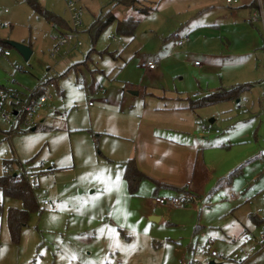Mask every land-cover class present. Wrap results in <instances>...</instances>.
<instances>
[{
	"label": "rangeland",
	"instance_id": "rangeland-1",
	"mask_svg": "<svg viewBox=\"0 0 264 264\" xmlns=\"http://www.w3.org/2000/svg\"><path fill=\"white\" fill-rule=\"evenodd\" d=\"M37 1L70 23L66 0ZM75 1L84 12L78 44L55 52L51 23L26 0H0V176L5 160L15 159L25 171L36 172L39 205L30 213L20 242L13 244L7 213L22 203L0 191V255H13L14 264H116V259L159 264V255L175 252L181 258L192 244L196 264H264V248L251 249L264 234V221L259 226L242 217L251 202L226 214L211 206L201 215L206 204L194 201L179 207L175 217L182 223L173 226L151 219L139 224L136 212H131L128 228L115 224L112 215L123 168L107 155V140L120 142L116 136L126 135L127 127L136 125L146 105L153 106L158 97L170 98L161 103L181 104L240 84L251 87L241 96L246 108L234 101L213 107L218 108L214 115L202 116L200 110L196 126L218 138L226 136L234 125L227 123L228 115L252 113L263 91L264 151V25L250 23L248 12V5L263 7V0H239L235 5L226 0H137L133 8L122 6V0ZM108 11L118 20H139L134 36L118 34L114 22L94 41L89 30ZM10 43L30 47V58L25 60ZM163 60L164 67L159 65ZM157 61L155 71L142 68ZM48 78L63 92V103L39 107L34 119H25L18 130L17 104ZM250 122L258 120L250 117ZM69 167L72 172L63 170ZM256 199L257 216L264 220V188ZM45 201L51 205L44 206ZM165 207L162 214L174 217ZM243 227L251 231L249 241L237 233ZM153 237L167 238L162 249ZM170 239L179 244L169 245ZM213 251L218 258L211 257ZM131 258L138 260L131 263Z\"/></svg>",
	"mask_w": 264,
	"mask_h": 264
},
{
	"label": "crops",
	"instance_id": "crops-1",
	"mask_svg": "<svg viewBox=\"0 0 264 264\" xmlns=\"http://www.w3.org/2000/svg\"><path fill=\"white\" fill-rule=\"evenodd\" d=\"M252 10L257 9L248 5L249 14H252ZM61 29L66 31V29ZM185 44L179 45L184 46ZM157 63L158 61L155 62L156 65ZM160 63L164 67V60L163 62L159 61V65ZM143 65L142 68L147 71L156 70V67L150 70ZM203 69L202 67L201 72ZM243 86L248 85L244 84ZM231 87H221L198 98L187 99L181 104L161 103L162 99L169 100L170 98L165 95L158 97V102L153 106L148 107L146 105V109L143 111V115L138 117L139 120L136 125L127 127L126 135L116 136L120 142L107 140V155L110 156V161L118 162L123 168L122 188L116 197L112 215L115 224L125 229L128 228L131 212L138 214L139 219H141L139 224L147 219L156 222L163 221L171 226L182 223L179 222L178 216L175 217L176 212L180 211L179 208L170 207L174 217H166L162 214L166 207L159 206L155 199L160 196L181 195L185 191L186 184L191 182L192 200L190 203L196 201L200 206L206 204V209L201 210V215L209 211L211 206L226 214L229 211L237 212L245 208L248 202H251L252 206L244 211L242 217L248 216L252 223L261 225L257 216L260 202L257 204L255 202L258 196H262L264 188L263 97L261 98L263 91L257 97L258 103L251 109L252 113L244 111L239 114L228 115L227 123L234 125L228 130L226 136L220 138L217 137L218 134L216 136L207 134L208 131L204 127L198 128L196 126L198 118L200 115H214L218 108L213 107L234 101L238 104V108H246V106L243 108L240 106L241 96L250 91L251 87L248 86V90L243 92L239 99L200 109L191 108L193 101L215 91ZM150 96L154 95H149L148 98ZM200 110L202 111L199 115ZM250 117L257 119L258 123H251ZM129 160L145 176V179L138 183L135 194L129 192L125 178L124 165ZM63 170L72 172L73 167ZM231 194L237 195V198L231 199ZM244 198L249 200L245 202ZM210 200L213 204L207 206L210 204ZM183 210L187 211L186 209ZM191 211L195 212V210ZM119 230L123 234V230ZM250 232L245 227L240 232L237 231L240 238L251 237ZM125 237L129 239L128 236ZM164 240L162 237L160 239L153 237V243L160 249H162ZM174 244L178 245L179 243L170 239L169 245L174 246ZM180 249L181 246H178L177 251ZM194 251V246L189 244L186 248V254L181 257L182 259L176 257L175 252L159 255V264H161L160 259L163 258L175 261L173 264H196L197 259L196 255L193 254ZM137 260L138 258H131L130 262L133 263ZM14 261V256L11 254L9 256L4 253L0 255V264H14ZM115 261L118 262L116 264H130L123 259H116ZM139 264H153V262L150 259H144V261L140 260Z\"/></svg>",
	"mask_w": 264,
	"mask_h": 264
},
{
	"label": "trees",
	"instance_id": "trees-1",
	"mask_svg": "<svg viewBox=\"0 0 264 264\" xmlns=\"http://www.w3.org/2000/svg\"><path fill=\"white\" fill-rule=\"evenodd\" d=\"M26 2L32 7L34 12L43 17L47 22L54 23L60 28L66 29V31H72L70 23L68 24L64 19L57 16L47 9H43L37 0H26ZM137 0H122L120 4L125 7H135ZM264 7V0H263ZM140 11L145 12L144 9ZM147 13V12H146ZM117 22L118 34L124 36H134L136 29L138 28L140 21L134 17H126L118 20L114 13L108 11L106 14H102L97 20L92 24L90 28V34L92 35L94 41L98 36L108 27L111 23ZM80 33V32H79ZM1 52L2 48H1ZM4 53V52H3ZM49 84H54L56 86V91L58 95H62L57 87L56 81L53 78H48L46 81L41 83L40 87H46ZM248 90V86H237L228 89H221L215 91L201 99L193 101L191 103V108L200 109L203 107L213 106L220 103L233 101L239 99L241 94ZM42 94V90L38 87L26 101H20L17 104V111L19 112L16 116L18 118L17 128L20 130V125L27 119V113L22 108L24 104H27L31 99L37 98ZM15 166V167H14ZM125 178L128 184V189L131 194H135L137 190L138 183L145 179L131 160L127 161L124 165ZM36 174V172H27L23 169V165L17 160H5L3 162V173L0 176V191L6 197H10L16 200H20L22 203V208H10L7 213V225L9 228V234L12 243L16 244L20 242L21 234L25 226H27L30 218V213L36 209L39 210V205L35 195V179L30 180L28 175ZM3 214V204H0V216ZM259 223H263L259 219Z\"/></svg>",
	"mask_w": 264,
	"mask_h": 264
},
{
	"label": "built area",
	"instance_id": "built-area-1",
	"mask_svg": "<svg viewBox=\"0 0 264 264\" xmlns=\"http://www.w3.org/2000/svg\"><path fill=\"white\" fill-rule=\"evenodd\" d=\"M228 4H238L239 0H226ZM67 10L70 16V25L72 27V31H63L59 26H57L54 23H51V28L53 34L49 36L50 41L54 43V51L58 52L61 47H72L76 46L78 44L79 39V30L82 26V19L84 12L82 8L78 5V3L75 0H66ZM7 13V11H5ZM249 22L252 24H256L258 22L264 23V9L262 5L259 7V9L252 12ZM3 27H9L8 23H4L2 25ZM188 38L186 37L180 42V45L185 44L187 42ZM5 56L9 55L8 51H5L3 53ZM198 63H196L197 65ZM146 68L153 70L156 67V64L153 62H148L144 64ZM42 90V94L37 97L31 99L27 104H24L22 110L24 109L27 113V121L34 119V115L37 113L38 108L55 101H58L59 103H63V99L60 97V95L57 94L56 86L54 84H49L46 87H39ZM52 91V92H50ZM246 102L243 104L241 103V107H245ZM18 113H16L17 115ZM17 117V116H16ZM9 119V117H6ZM15 123V122H14ZM18 123V118L16 121V124ZM263 158H264V151H263ZM44 167V164L42 165ZM30 180L35 179V174H31L28 176ZM191 189V182H188L186 184V188L183 194L176 195V196H160L155 199V202L161 206H169V207H175L179 208L182 207L188 203L191 202L192 196L190 193ZM237 195L231 194V199H236ZM245 202L248 201V198L243 199ZM51 204L48 201L44 202V206H50ZM261 221H264L263 219ZM245 241H249L247 237L243 238ZM264 248V234L261 235L260 239L256 244L251 245L252 250H256L257 248ZM212 258H218L219 255L217 252L213 251L211 252Z\"/></svg>",
	"mask_w": 264,
	"mask_h": 264
},
{
	"label": "water",
	"instance_id": "water-1",
	"mask_svg": "<svg viewBox=\"0 0 264 264\" xmlns=\"http://www.w3.org/2000/svg\"><path fill=\"white\" fill-rule=\"evenodd\" d=\"M10 45H12L15 49H17L25 58V60H28L30 58L32 53L30 47L18 43H10Z\"/></svg>",
	"mask_w": 264,
	"mask_h": 264
}]
</instances>
